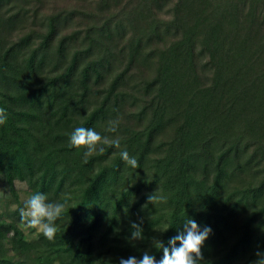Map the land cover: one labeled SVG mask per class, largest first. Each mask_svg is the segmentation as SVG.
Returning <instances> with one entry per match:
<instances>
[{
	"label": "trees",
	"instance_id": "obj_1",
	"mask_svg": "<svg viewBox=\"0 0 264 264\" xmlns=\"http://www.w3.org/2000/svg\"><path fill=\"white\" fill-rule=\"evenodd\" d=\"M40 2L0 0V179L14 204L19 181L67 205L53 240L25 233L21 204L9 209L0 264L159 259L155 240L167 244L186 215L212 229L202 264H253L264 252V0H173L156 28L140 15L127 58L111 54L107 21L96 34L68 31L67 16L38 24ZM76 126L108 137L104 150L85 160L68 145ZM132 222L144 239L129 241Z\"/></svg>",
	"mask_w": 264,
	"mask_h": 264
},
{
	"label": "clouds",
	"instance_id": "obj_2",
	"mask_svg": "<svg viewBox=\"0 0 264 264\" xmlns=\"http://www.w3.org/2000/svg\"><path fill=\"white\" fill-rule=\"evenodd\" d=\"M7 120L6 109L0 107V125ZM118 120L107 121L105 131L117 133ZM108 139L100 132L91 127L76 126L68 135V145L75 149H81L83 158L87 160L89 156L104 150V143ZM111 145L119 149V156L126 165L136 169L138 162L135 156L129 155L126 148H122L118 137L111 140ZM149 201H164L165 197L149 195ZM67 205V201H49L46 194L34 192L24 201L19 208L20 220L26 228H35L46 239L53 240L58 231L56 221L62 216ZM170 227L165 225L160 233L166 232ZM212 229L208 225L201 227L191 216L183 220L176 234L169 237L167 244L161 240H155L162 255L156 259L155 254L145 250L139 257L129 255L127 258L120 257L118 264H202L201 246L207 239ZM129 241H139L144 239L143 230L140 224L131 223ZM253 264H264V252L256 253Z\"/></svg>",
	"mask_w": 264,
	"mask_h": 264
},
{
	"label": "rangeland",
	"instance_id": "obj_3",
	"mask_svg": "<svg viewBox=\"0 0 264 264\" xmlns=\"http://www.w3.org/2000/svg\"><path fill=\"white\" fill-rule=\"evenodd\" d=\"M172 4L173 0H153L146 6L140 0H41L35 20L41 24L46 22L45 18L54 15L61 18L67 16L68 31L83 30L86 24L90 23V29L95 34L99 31L101 22L107 21L112 28L109 38L111 54L115 58L121 57L122 54L127 58L126 48L129 41L140 38V15L147 13L156 28L155 25L159 21L170 19ZM135 16L138 21L134 18ZM199 60L205 62L206 57L202 55ZM15 189L17 204L23 206V201L33 192L19 181L15 182ZM158 192H160L159 189H157ZM17 204L13 203L8 187L0 179V217L8 219L7 214L12 213L9 209L18 208ZM25 233L35 235L38 231L35 228H27Z\"/></svg>",
	"mask_w": 264,
	"mask_h": 264
}]
</instances>
